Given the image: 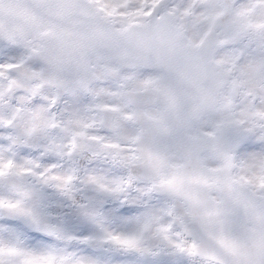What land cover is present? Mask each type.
I'll return each instance as SVG.
<instances>
[{
  "label": "snow or ice",
  "instance_id": "6c2138e0",
  "mask_svg": "<svg viewBox=\"0 0 264 264\" xmlns=\"http://www.w3.org/2000/svg\"><path fill=\"white\" fill-rule=\"evenodd\" d=\"M0 264H264V0H0Z\"/></svg>",
  "mask_w": 264,
  "mask_h": 264
}]
</instances>
